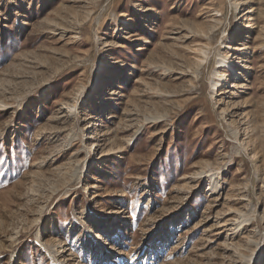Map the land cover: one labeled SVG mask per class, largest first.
Here are the masks:
<instances>
[{"label":"rangeland","instance_id":"374dc122","mask_svg":"<svg viewBox=\"0 0 264 264\" xmlns=\"http://www.w3.org/2000/svg\"><path fill=\"white\" fill-rule=\"evenodd\" d=\"M0 264H264V0H0Z\"/></svg>","mask_w":264,"mask_h":264},{"label":"bare ground","instance_id":"6f19581e","mask_svg":"<svg viewBox=\"0 0 264 264\" xmlns=\"http://www.w3.org/2000/svg\"><path fill=\"white\" fill-rule=\"evenodd\" d=\"M223 63H225L226 65H229V66H231L230 64H229V62H228V60L227 59H224V61H222ZM241 76H239V77H237V80H241ZM71 159H73V158H71ZM75 170H73V169H71V171H69L68 173H69V175L71 176V177H74L75 175H76V173H77V171L79 170V168L76 166L75 168H74ZM67 173V174H68Z\"/></svg>","mask_w":264,"mask_h":264}]
</instances>
